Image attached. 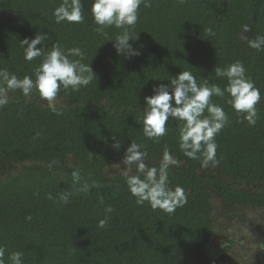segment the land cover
Wrapping results in <instances>:
<instances>
[{
	"label": "trees",
	"instance_id": "1",
	"mask_svg": "<svg viewBox=\"0 0 264 264\" xmlns=\"http://www.w3.org/2000/svg\"><path fill=\"white\" fill-rule=\"evenodd\" d=\"M61 3L0 0V69L35 79L42 57L27 61L20 40L46 33L45 48H80L83 59H69L89 64L95 75L78 91L61 86L52 102L36 91L9 90L0 106L3 264H12L17 251L22 264H264V47L249 45L264 36V0H149L131 29L137 39L129 43L139 52L131 57L116 51L120 29L96 31L92 0H81V23H57L54 9ZM234 62L243 64L262 98L254 125L235 113L227 92L211 98L229 118L215 137L218 163L204 167L184 154L176 118L158 141L145 136L140 113L155 86L189 71L198 84L224 89L227 78L216 68ZM130 143L141 145L148 167L162 166L165 148L172 153L169 185L185 190L183 207L166 213L136 203L125 171L143 174L123 163ZM108 207L113 210L101 228ZM232 219L241 235L214 246V235ZM254 228L259 234L251 241Z\"/></svg>",
	"mask_w": 264,
	"mask_h": 264
},
{
	"label": "clouds",
	"instance_id": "2",
	"mask_svg": "<svg viewBox=\"0 0 264 264\" xmlns=\"http://www.w3.org/2000/svg\"><path fill=\"white\" fill-rule=\"evenodd\" d=\"M141 4L151 6L149 0H92L90 12L97 25L96 31L106 35L104 29L110 26L121 30L115 38V48L119 54L129 57L139 55L129 41L137 39V33H133L131 29L137 23ZM54 16L57 23L83 22L81 0H62L54 9ZM47 39L48 35L44 33L32 39L20 40L27 61L37 57H42V60L34 69L35 79L29 75L21 79L6 68L0 69V106L8 102L9 90L19 89L25 96L36 91L45 100L52 102L61 86L78 91L81 86H87L92 81L95 75L89 64L80 62L84 55L80 48H70L67 52L59 44L45 48L43 45ZM37 45L42 46L38 48ZM249 45L261 49L264 47V36L249 41ZM70 56L80 57V60L69 59ZM216 75L227 78L224 89L207 82L198 84L196 77L189 71L179 72L175 77L170 76L168 84L155 86L153 94L144 98V107L140 113L145 136L158 141L167 132L169 118H176L181 122L179 147L184 154L192 159H200L204 167L210 163H218L215 137L229 122V118L221 106L211 102V98L224 97L227 92V103L235 113L243 115L249 125H254L258 118L256 105L262 97L261 91L246 77L245 68L240 62L230 64L227 69L216 68ZM112 146L119 149L120 142L116 141ZM140 149L141 145L130 143L123 159L125 165H136L138 173L143 174L141 178L139 174L131 175L125 171L128 190L136 198V203L143 205L148 202L152 209H160L166 213H173L177 208L183 207L187 203L185 190L178 185L175 188L169 185L167 169L170 164L175 163L172 153L165 148L162 166L148 167L144 162L147 153ZM71 175L74 182H79V171H73ZM68 199L67 193L61 196L65 203ZM112 210L111 207L105 209L106 215L99 220V227L107 226V213ZM26 219L31 220V216ZM4 254V248L0 247V264H3ZM22 256L19 251L11 253L12 264H22Z\"/></svg>",
	"mask_w": 264,
	"mask_h": 264
},
{
	"label": "rangeland",
	"instance_id": "3",
	"mask_svg": "<svg viewBox=\"0 0 264 264\" xmlns=\"http://www.w3.org/2000/svg\"><path fill=\"white\" fill-rule=\"evenodd\" d=\"M121 170V169H120ZM222 221H223V218L220 216L218 219H216V221H215V223H216V225H220V224H222ZM238 221H236V220H231L230 221V224H229V229L227 230V229H224L223 231H221L220 233H216L215 235H214V241H213V245L214 246H216L217 247V245H221V243H223V242H225L226 240H228V238L230 237V238H232V237H234V235L236 234V235H241V233L240 232H238V231H234V229L235 228H237V226H239L238 224ZM225 231V232H224ZM224 232V233H223ZM248 234V233H247ZM258 230L256 229V228H254V232H253V234H251V235H247V237H250V240L252 241V240H256V237H258ZM250 241V242H251ZM246 247H249L250 248V250H252L253 251V248L255 247V244H254V242H251L250 243V245L248 244Z\"/></svg>",
	"mask_w": 264,
	"mask_h": 264
}]
</instances>
